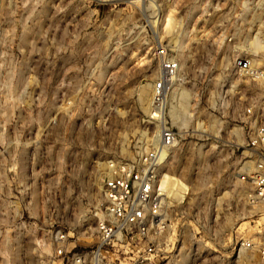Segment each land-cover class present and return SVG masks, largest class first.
Instances as JSON below:
<instances>
[{"label": "rangeland", "instance_id": "374dc122", "mask_svg": "<svg viewBox=\"0 0 264 264\" xmlns=\"http://www.w3.org/2000/svg\"><path fill=\"white\" fill-rule=\"evenodd\" d=\"M135 1L0 0V264H65L55 255L59 231L68 235L67 256L94 244L106 165L152 147L144 135L158 128L138 88L158 76L154 46L176 39L185 56L176 86L190 92L191 119L166 169L177 176L201 166V237L193 243L185 230L184 244L193 243L200 264H257L254 250L238 255L241 242L264 235V208L245 203L240 179L252 160L245 109L264 105L262 87L231 69L232 55L246 49L227 46L218 35L224 20L213 17L201 33L191 18L181 35L167 25L170 15L151 32ZM257 42L247 51L259 52L264 67Z\"/></svg>", "mask_w": 264, "mask_h": 264}, {"label": "built area", "instance_id": "2783aa9c", "mask_svg": "<svg viewBox=\"0 0 264 264\" xmlns=\"http://www.w3.org/2000/svg\"><path fill=\"white\" fill-rule=\"evenodd\" d=\"M138 10L152 31L166 22L167 9L181 35L191 18L199 22L215 18L224 28L218 33L232 48H245L246 53L231 57V69L237 78L244 79L264 90V67L255 63V56L247 51L263 21L264 0H137ZM259 19L261 21H259ZM210 21V19L208 20ZM229 22V23H228ZM144 23V25H146ZM192 29V28H191ZM182 38V37H181ZM173 44L159 42L153 48L158 76L152 81L150 114L152 124L158 125L155 146L127 162H109V175L101 183V211L95 223V242L83 251L67 256L68 235L53 234L55 255L65 264H200L201 253L193 243L201 237V221L195 207L196 191L190 170L195 169L194 181L201 175L199 164H188L185 173L175 176L183 185L180 202L168 196L163 181L172 151L183 139L166 115L167 100L179 71V61ZM264 105L251 101L245 109L252 121L245 144L252 160L243 162L240 179L248 185L244 201L251 207L264 208ZM195 166V168H193ZM243 166V165H242ZM197 173V174H196ZM175 175V174H173ZM201 190V189H200ZM199 190V191H200ZM200 209V210H199ZM185 230L190 232L192 244H184ZM246 250H254L257 264H264V235L256 242H241Z\"/></svg>", "mask_w": 264, "mask_h": 264}, {"label": "bare ground", "instance_id": "6f19581e", "mask_svg": "<svg viewBox=\"0 0 264 264\" xmlns=\"http://www.w3.org/2000/svg\"><path fill=\"white\" fill-rule=\"evenodd\" d=\"M135 2H136V4L139 3V1H137V0ZM166 12H167V10H166ZM170 13L166 14V18L168 17V15L171 16ZM170 16L168 17L167 25L172 27L175 24V22H174L175 20L172 18V16L171 17ZM166 18H165V20H166ZM165 25H166V23H165ZM184 35H186V32H184ZM260 39L262 40V47H264V33L261 31H257L255 33V36H254L253 40L250 42L249 47L250 46L251 47H253V46L258 47L259 43L257 41ZM172 43H173L172 47L174 48V50L176 52V57L177 58L179 57L178 58L179 71H178L176 80L173 83L174 87L172 86L173 89H171L169 99L167 100L168 110L166 112V115L169 118L172 125L176 126L178 128L181 135H184L187 132L186 129H187V125L189 123V119H191L190 113L188 114V111H189L188 102H189V97H190L189 93L190 92H188V90H186L185 88L181 87V85L176 86V84H177L176 82H178V78L180 75V66H181L182 62L184 63L185 56L183 57L180 53L181 48H183V42H179L176 39ZM258 53H255L252 55L257 56ZM151 87H152V84L151 85L145 84V85L140 86L138 88L137 99L139 101V104L142 107H144V111H146L147 109L150 108L149 91L151 90ZM209 125H210V123H209ZM211 126H212V124H211ZM156 127L158 128V125H156ZM201 128L202 127L200 126V124H198L197 127L195 128L194 132H198V131L200 132ZM157 140H158V129H155L154 133L149 138H147L146 135H144V144H146V145L150 144V146L153 147V146H155ZM106 166H107L106 168L109 169V166L108 165H106ZM243 167H244V164L240 169H242ZM107 174L109 175L108 171H107ZM107 174H105V175H107ZM199 176H200V174H199ZM197 182H198V180H195L193 184L195 185ZM163 183L166 186L168 196L173 200V202L176 201L179 203L180 200L182 199L181 192L183 189V185L180 183V180L175 178V175L170 174V175L166 176ZM198 187H201L200 183H199ZM194 190H195V188H194ZM195 191L197 192V190H195ZM242 252H243V247L240 246L238 249V255H241ZM244 264H250V263L248 261H246Z\"/></svg>", "mask_w": 264, "mask_h": 264}]
</instances>
